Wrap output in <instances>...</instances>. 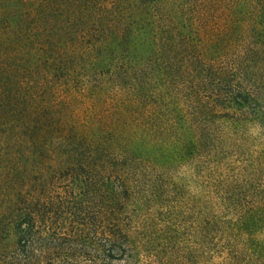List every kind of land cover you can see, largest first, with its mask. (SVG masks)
Masks as SVG:
<instances>
[{
	"label": "trees",
	"instance_id": "obj_1",
	"mask_svg": "<svg viewBox=\"0 0 264 264\" xmlns=\"http://www.w3.org/2000/svg\"><path fill=\"white\" fill-rule=\"evenodd\" d=\"M0 264H264V0H0Z\"/></svg>",
	"mask_w": 264,
	"mask_h": 264
}]
</instances>
